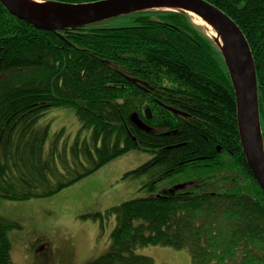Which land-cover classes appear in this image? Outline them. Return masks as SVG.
<instances>
[{
  "label": "trees",
  "instance_id": "trees-1",
  "mask_svg": "<svg viewBox=\"0 0 264 264\" xmlns=\"http://www.w3.org/2000/svg\"><path fill=\"white\" fill-rule=\"evenodd\" d=\"M206 1L251 50L264 144V0ZM111 20L41 31L0 6V198H50L114 158L147 152L150 160L122 179L146 176L150 195L105 210L115 216L109 248L86 264H153L135 254L148 246L186 249L190 264H264V194L239 145L234 92L215 43L182 12ZM57 108L72 109L90 131V143L76 139L70 149L80 172L66 167L64 148L44 154L49 128L37 120ZM18 228L0 217V264H14L7 233Z\"/></svg>",
  "mask_w": 264,
  "mask_h": 264
},
{
  "label": "rangeland",
  "instance_id": "rangeland-1",
  "mask_svg": "<svg viewBox=\"0 0 264 264\" xmlns=\"http://www.w3.org/2000/svg\"><path fill=\"white\" fill-rule=\"evenodd\" d=\"M111 23L117 25L114 20ZM47 125L49 135L44 154L48 155L53 146L62 154L64 148L66 167L76 166L77 160L70 149L76 139L80 146L84 141L90 143V131L81 128L70 108L47 110L37 120V126ZM58 131L63 133L56 137ZM150 158L147 152H127L50 198L18 202L0 198V217L19 226L7 233L12 262L44 264L36 258L37 249L43 244L47 245L45 250L54 252V264H62L64 260L66 264H86L103 255L109 248V235L115 228V216L106 215L105 210L150 195L142 188L146 176L122 179L124 174L144 165ZM84 162L79 163L87 166ZM55 164L58 170L63 167L57 156ZM80 167L77 168L79 172ZM135 254L152 258L153 264H190L186 249L148 246L138 247Z\"/></svg>",
  "mask_w": 264,
  "mask_h": 264
},
{
  "label": "water",
  "instance_id": "water-1",
  "mask_svg": "<svg viewBox=\"0 0 264 264\" xmlns=\"http://www.w3.org/2000/svg\"><path fill=\"white\" fill-rule=\"evenodd\" d=\"M9 16L23 21L38 30L62 32L94 25L148 10H164L194 15L203 25L196 26L212 40L219 50L234 92L237 135L251 177L264 194V144L260 131L257 86L251 50L236 24L219 8L206 0H99L84 4H67L55 1L0 0ZM212 29L214 36L209 33ZM132 84L136 80L128 79ZM173 114L187 116L169 108ZM147 117L150 118L149 112ZM141 129L144 125L132 115Z\"/></svg>",
  "mask_w": 264,
  "mask_h": 264
},
{
  "label": "flooded vegetation",
  "instance_id": "flooded-vegetation-1",
  "mask_svg": "<svg viewBox=\"0 0 264 264\" xmlns=\"http://www.w3.org/2000/svg\"><path fill=\"white\" fill-rule=\"evenodd\" d=\"M46 247V244L38 247V259L44 264H54V252L51 249L45 250ZM62 264H66V260L62 261Z\"/></svg>",
  "mask_w": 264,
  "mask_h": 264
},
{
  "label": "bare ground",
  "instance_id": "bare-ground-1",
  "mask_svg": "<svg viewBox=\"0 0 264 264\" xmlns=\"http://www.w3.org/2000/svg\"><path fill=\"white\" fill-rule=\"evenodd\" d=\"M190 19H193V21H194V23L195 24H197V25H200V26H204V27H206L204 24V22L203 21H201L200 19H198L197 17H195L194 15H190ZM204 23V24H203ZM209 33L211 34V36L213 37L214 36V33H213V31H212V29H209Z\"/></svg>",
  "mask_w": 264,
  "mask_h": 264
}]
</instances>
